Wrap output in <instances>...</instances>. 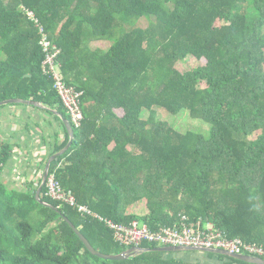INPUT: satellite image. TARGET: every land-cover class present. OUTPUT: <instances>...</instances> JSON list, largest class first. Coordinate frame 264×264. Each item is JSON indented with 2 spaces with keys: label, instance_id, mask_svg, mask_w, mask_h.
Instances as JSON below:
<instances>
[{
  "label": "trees",
  "instance_id": "trees-1",
  "mask_svg": "<svg viewBox=\"0 0 264 264\" xmlns=\"http://www.w3.org/2000/svg\"><path fill=\"white\" fill-rule=\"evenodd\" d=\"M38 26L62 50L67 85L83 94V127L51 171L79 204L152 230L185 216L264 245V0H0V104L33 102L70 121L44 72ZM189 57L199 66L180 72ZM159 110L187 112L210 126L209 135L181 134L158 120ZM13 150L0 142V264L206 263L190 262L195 253L122 262L92 255L64 216L101 253L129 249L104 222L49 198L46 187L43 200L63 214L41 204L32 191L44 173L37 187L4 185ZM141 201L149 214H131ZM201 255L209 264H249Z\"/></svg>",
  "mask_w": 264,
  "mask_h": 264
},
{
  "label": "built area",
  "instance_id": "built-area-1",
  "mask_svg": "<svg viewBox=\"0 0 264 264\" xmlns=\"http://www.w3.org/2000/svg\"><path fill=\"white\" fill-rule=\"evenodd\" d=\"M29 16L34 20L33 13H29ZM38 27L41 35H43L40 44H42L46 55L44 72L53 76L55 91L70 116V123L74 130L79 131L85 122L81 108L83 94L76 92L67 85L59 60L62 50L51 40L44 27ZM47 190V196L52 200L78 210L83 217H91L104 222L114 232L115 241L122 248H140L142 245L148 244L164 248L222 250L231 255L264 258L263 244L250 243L239 237L230 238L224 231L212 224H202L200 221L190 222L185 216L173 226L161 227L159 230H152L148 224L140 221H134L131 225H123L105 219L91 211L87 206L79 204L75 196L67 191L58 180L56 173L50 175Z\"/></svg>",
  "mask_w": 264,
  "mask_h": 264
},
{
  "label": "crops",
  "instance_id": "crops-1",
  "mask_svg": "<svg viewBox=\"0 0 264 264\" xmlns=\"http://www.w3.org/2000/svg\"><path fill=\"white\" fill-rule=\"evenodd\" d=\"M56 113L60 114L47 107L25 105L0 108V142L14 147L12 158L5 165L1 177L9 189L25 190L32 184L37 187L40 173L45 175L47 165L54 156L52 153L67 142L69 132ZM194 256L202 257L201 260L206 262L204 264H209L206 261L208 257L199 253Z\"/></svg>",
  "mask_w": 264,
  "mask_h": 264
},
{
  "label": "water",
  "instance_id": "water-1",
  "mask_svg": "<svg viewBox=\"0 0 264 264\" xmlns=\"http://www.w3.org/2000/svg\"><path fill=\"white\" fill-rule=\"evenodd\" d=\"M8 105H25L30 107H39L42 109H45V107L41 104L33 103V102H24V101H18V100H12L5 103L0 104V108L8 106ZM64 122L69 134H70V143L68 146L60 153L54 155L46 168V172L44 175L43 183L38 191H34L32 193H36L38 201L43 204L44 206L51 208L55 210L56 212L63 214L60 208L51 205L43 200V191L45 187L47 186L48 179L50 177V173L52 170L53 164L61 157L66 155L74 141H75V133L74 129L70 124V121L67 120L62 114L56 113ZM64 219L66 222H68L69 226L73 229V231L77 234V236L80 238V240L83 242L87 250L94 256L107 261H116V262H122L131 260L132 258L144 254V253H150V252H157L162 254H180V253H200V254H206V255H215V256H222V257H228L234 260H239L245 263L249 264H264V260L261 258L256 257H250V256H242V255H231L227 252H224L222 250H208V249H193V248H180V247H168V248H154V249H145V248H132L130 250H127L126 252L122 254H113V255H106L101 253L99 250H96L93 245L88 241V239L82 234V232L69 220L68 217L64 216Z\"/></svg>",
  "mask_w": 264,
  "mask_h": 264
},
{
  "label": "rangeland",
  "instance_id": "rangeland-1",
  "mask_svg": "<svg viewBox=\"0 0 264 264\" xmlns=\"http://www.w3.org/2000/svg\"><path fill=\"white\" fill-rule=\"evenodd\" d=\"M147 25H149L148 22L141 23V26L145 27ZM95 46L102 47V48H108L109 44L97 43L95 44ZM198 66H199V63L193 57H189L186 60L178 63L176 68L182 73H187L193 70L194 68H197ZM159 116L160 117L158 118V120H160L161 122L165 124H168L174 130H176L177 132L181 134H186L188 131H191L192 133H196L201 136L209 135L210 126L202 122L192 120L187 112H182L177 116H172L163 110H159ZM132 211L133 213H131ZM130 213L133 215L141 216V217L147 216L149 214V210L147 209L146 202L141 201L140 203L133 206V208L130 210ZM213 260H217L218 264H223V262H220L217 258H214ZM206 261H209V260H206Z\"/></svg>",
  "mask_w": 264,
  "mask_h": 264
},
{
  "label": "clouds",
  "instance_id": "clouds-1",
  "mask_svg": "<svg viewBox=\"0 0 264 264\" xmlns=\"http://www.w3.org/2000/svg\"><path fill=\"white\" fill-rule=\"evenodd\" d=\"M71 124V123H70ZM72 126V125H71ZM74 131H76V130H74ZM52 171V170H51ZM51 174H53V173H50V175ZM48 183V182H47ZM46 188H47V186H46ZM95 219V218H94ZM140 222H143V223H145L144 221H140ZM150 227V226H149ZM151 228V227H150ZM145 245H147V244H145ZM156 247V246H155ZM134 248H136V247H134ZM140 248H143V245L140 247ZM156 248H164V247H156ZM165 248H168V247H165ZM129 250L130 249H132V248H128ZM196 254V253H195ZM198 254V253H197ZM256 258H259V257H256ZM261 259H263L264 260V258H261Z\"/></svg>",
  "mask_w": 264,
  "mask_h": 264
},
{
  "label": "flooded vegetation",
  "instance_id": "flooded-vegetation-1",
  "mask_svg": "<svg viewBox=\"0 0 264 264\" xmlns=\"http://www.w3.org/2000/svg\"><path fill=\"white\" fill-rule=\"evenodd\" d=\"M185 260H186V261H188V260H189V258H188V257H186V258H185ZM196 261H197V259H196V258H193L192 260H190V262H196Z\"/></svg>",
  "mask_w": 264,
  "mask_h": 264
}]
</instances>
